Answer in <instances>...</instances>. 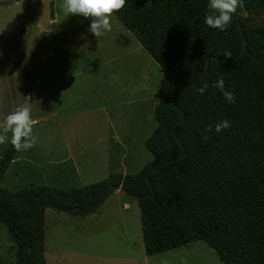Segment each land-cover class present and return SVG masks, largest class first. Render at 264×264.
<instances>
[{
    "label": "trees",
    "instance_id": "obj_1",
    "mask_svg": "<svg viewBox=\"0 0 264 264\" xmlns=\"http://www.w3.org/2000/svg\"><path fill=\"white\" fill-rule=\"evenodd\" d=\"M207 4L126 0L114 12L163 72L155 93L156 126L145 141L153 159L139 172L112 173L78 188L12 191L2 180L18 151L10 144L3 153L0 223L15 247L16 264H47V206L85 215L118 188L138 199L148 255L201 240L223 264H264V18L253 25L264 13V0H243L225 31L205 23ZM219 79L234 102L214 87ZM204 84L201 95L197 89ZM225 119L230 128L216 132Z\"/></svg>",
    "mask_w": 264,
    "mask_h": 264
},
{
    "label": "rangeland",
    "instance_id": "obj_2",
    "mask_svg": "<svg viewBox=\"0 0 264 264\" xmlns=\"http://www.w3.org/2000/svg\"><path fill=\"white\" fill-rule=\"evenodd\" d=\"M62 4L0 0V122L24 104L37 121L36 145L18 151L2 180L12 191L83 187L153 159L145 141L156 126L160 65L115 13L96 39L90 19ZM42 233L47 264H223L201 240L148 255L138 199L121 190L85 215L47 206ZM0 264H16L1 223Z\"/></svg>",
    "mask_w": 264,
    "mask_h": 264
},
{
    "label": "clouds",
    "instance_id": "obj_3",
    "mask_svg": "<svg viewBox=\"0 0 264 264\" xmlns=\"http://www.w3.org/2000/svg\"><path fill=\"white\" fill-rule=\"evenodd\" d=\"M126 0H63L62 8L69 15H80L90 19L88 31L99 39L107 31H111L110 17L114 12L121 10ZM243 6V0H208V11L205 23L221 31H225L232 21L233 14L238 7ZM224 56L231 58V53L225 51ZM208 85L204 84L197 91L203 95ZM214 87L220 89L225 99L232 103L235 95L232 91L225 90L223 79H219ZM37 123L32 118L31 107L27 104L17 106L0 122V144L9 142L8 133H11L10 143L17 151H27L37 143V136L33 134L34 125ZM228 120H220L215 125V131L221 132L230 128ZM209 125L206 131H211ZM207 139V136L203 137Z\"/></svg>",
    "mask_w": 264,
    "mask_h": 264
},
{
    "label": "water",
    "instance_id": "obj_4",
    "mask_svg": "<svg viewBox=\"0 0 264 264\" xmlns=\"http://www.w3.org/2000/svg\"><path fill=\"white\" fill-rule=\"evenodd\" d=\"M262 18H264V13H262V14H260V15L257 16L256 21L253 23V25L256 26L258 20H259V19H262ZM240 28H241V32H242L243 36H245V33H244L243 28H242L241 26H240ZM104 198H105V196L102 197V199H104ZM102 199L99 200L98 205L101 204ZM37 220H38V219H37ZM37 220H36V221H37Z\"/></svg>",
    "mask_w": 264,
    "mask_h": 264
},
{
    "label": "crops",
    "instance_id": "obj_5",
    "mask_svg": "<svg viewBox=\"0 0 264 264\" xmlns=\"http://www.w3.org/2000/svg\"><path fill=\"white\" fill-rule=\"evenodd\" d=\"M17 153H18V152H17ZM17 159H18V156H15V158L13 159V161H12L11 163H14L15 161H17ZM10 165H11V164H10ZM118 190L123 191V190L120 189V188L116 189L115 191H118Z\"/></svg>",
    "mask_w": 264,
    "mask_h": 264
}]
</instances>
